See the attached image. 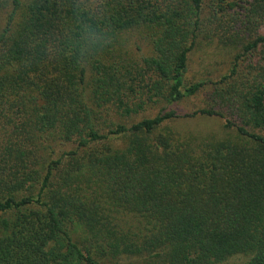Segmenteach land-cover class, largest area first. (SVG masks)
Segmentation results:
<instances>
[{
  "label": "trees",
  "instance_id": "obj_1",
  "mask_svg": "<svg viewBox=\"0 0 264 264\" xmlns=\"http://www.w3.org/2000/svg\"><path fill=\"white\" fill-rule=\"evenodd\" d=\"M203 1L87 0L112 42L81 63L40 43L71 23L78 0H0V10L10 6L0 31V109L31 104V132L76 145L43 173L17 142L1 150L0 264H109L102 259L145 253L152 264H217L236 254L249 257L239 264H264V0L246 12L254 40L213 83L221 107L182 112L172 105L212 83L186 79ZM131 29L153 45L136 63L120 50ZM155 100L170 107L130 124L109 118L128 119ZM196 116L224 119L233 138L181 141L170 124ZM97 186L148 219L144 242L110 229Z\"/></svg>",
  "mask_w": 264,
  "mask_h": 264
},
{
  "label": "rangeland",
  "instance_id": "obj_2",
  "mask_svg": "<svg viewBox=\"0 0 264 264\" xmlns=\"http://www.w3.org/2000/svg\"><path fill=\"white\" fill-rule=\"evenodd\" d=\"M217 2L218 0L203 1L202 17L204 22L201 29V38L199 44L190 54L186 74L189 83L205 80L212 83L201 89L196 95L187 97L172 105V107L182 112H193L213 105L216 108L221 107V103L214 99L212 95L214 91L213 83L218 82L223 75L230 73L234 56L242 52L245 44L254 40V25H249L250 14L249 17L247 16V13L254 8V0H224L221 3L223 9H219ZM231 4H238V6L231 8L229 7ZM7 7L0 10V31L4 27L10 10L9 4ZM214 10L218 12L215 13ZM252 20H254V17ZM260 30V33L264 34V21L260 26ZM121 39L120 50L130 60V63H136L143 56L153 53L152 40L143 29H131L124 33ZM248 62L244 65L246 66ZM86 98H88V95ZM143 99L146 100V97ZM164 107L170 106L163 100L146 101L144 108L128 119L122 120L115 114H111L109 118L116 123L130 124L146 117H153ZM225 111L228 116L232 117L231 110L225 109ZM30 113L31 104L22 105L20 102L19 105L0 109V152L9 142H17L27 152V163L35 165L34 168H39L40 173H43L46 165L52 159H56L66 151L74 149L76 145L75 143L62 141L56 132L47 134H34L31 132ZM6 114L11 116L13 120L5 118L4 115ZM170 125L180 137V140L192 147L208 140L230 139L235 134L233 129L225 127V120L217 116L187 117L172 122ZM122 144L123 140L113 142L115 146H121ZM11 163L10 166L15 165V161H11ZM96 188V190H101V198L105 200L101 202L104 207V220L117 235L125 236L136 243L144 242L151 235V225L143 214L112 203L107 199L103 188L100 186ZM32 190H38V188L33 187ZM4 215L8 216V214ZM0 216H2L1 213ZM248 258L247 255L236 254L217 264H239L245 262ZM102 260L109 262V264H152L153 262L146 253L132 256L124 255L116 259L107 258L105 260L103 258Z\"/></svg>",
  "mask_w": 264,
  "mask_h": 264
},
{
  "label": "clouds",
  "instance_id": "obj_3",
  "mask_svg": "<svg viewBox=\"0 0 264 264\" xmlns=\"http://www.w3.org/2000/svg\"><path fill=\"white\" fill-rule=\"evenodd\" d=\"M112 42L111 34L101 22L98 12L87 0H78L71 23L57 35L40 43L51 55L86 63Z\"/></svg>",
  "mask_w": 264,
  "mask_h": 264
}]
</instances>
